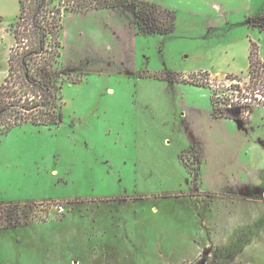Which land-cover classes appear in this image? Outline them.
Listing matches in <instances>:
<instances>
[{"label": "rangeland", "instance_id": "374dc122", "mask_svg": "<svg viewBox=\"0 0 264 264\" xmlns=\"http://www.w3.org/2000/svg\"><path fill=\"white\" fill-rule=\"evenodd\" d=\"M146 1L173 32L137 34L130 8L118 29L108 11L64 18L62 62L83 76L59 127L0 137V203L27 223L0 230V264H264V108L216 119L211 89L161 79L237 101L226 75L249 86L251 41L264 61V0ZM19 9L0 0V87Z\"/></svg>", "mask_w": 264, "mask_h": 264}, {"label": "trees", "instance_id": "16d2710c", "mask_svg": "<svg viewBox=\"0 0 264 264\" xmlns=\"http://www.w3.org/2000/svg\"><path fill=\"white\" fill-rule=\"evenodd\" d=\"M19 3L20 14L10 30L15 43L10 51L8 76L0 87V137L24 124L39 127L62 124L64 85L76 84L83 76L81 72L67 70L62 62L60 36L68 13L131 6L137 34L144 36L173 32L177 18L174 10L161 9L146 0H19ZM243 77L226 75L228 81L239 82L235 87L237 101H225L213 86L195 84L190 78L181 82L211 89L214 118L247 124L256 108H264V61L253 41L246 73L249 86L241 89ZM161 79L178 81L170 76ZM23 213L20 203H0V230L27 225Z\"/></svg>", "mask_w": 264, "mask_h": 264}, {"label": "crops", "instance_id": "0c3cea01", "mask_svg": "<svg viewBox=\"0 0 264 264\" xmlns=\"http://www.w3.org/2000/svg\"><path fill=\"white\" fill-rule=\"evenodd\" d=\"M18 3H19V0H18ZM19 8H20V3H19ZM127 8H130V9H133L134 10V8L133 7H131V6H128V7H120V8H107V9H101L102 11H108L109 13H113L114 15H115V19H116V21L114 22L115 24H116V27H117V29L118 28H120V26H122L123 25V23L121 22V21H118L119 20V17H118V12H120L121 10H124V9H127ZM101 10H93V11H90V12H96V11H101ZM19 13H18V16H19V14H20V9H19V11H18ZM72 14H76V13H68L65 17H68L69 15H72ZM80 14H82V13H80ZM134 15H135V11H134ZM134 20H135V18H134ZM136 21V20H135ZM135 24H136V22H135ZM14 42H15V40H14ZM120 46H121V43H120ZM115 51H118V49L116 48L115 49ZM62 54H63V52H62ZM249 54V53H248ZM95 61H97L96 59H95ZM98 63V62H97ZM164 73H166V72H164ZM166 74H170L171 75V73H166ZM172 75H174V74H172ZM185 79H187V78H183L182 80H185ZM167 81H170L171 83H172V85H177L178 86V84L179 85H181L183 82H179V81H171V80H167ZM186 85H190V84H186ZM191 86H193V85H191ZM195 87V86H194ZM235 182H239V179H235L234 180ZM240 183V182H239ZM245 185V184H244ZM244 185H241V183L239 184V186H240V188L237 190V193H235V192H232V191H225V192H223V193H228L229 195H239L240 193L242 194V191L243 190H245V189H242L243 188V186ZM250 191V196H253V197H258V196H260L261 194H260V185H259V190H254L253 191V189H250L249 190ZM264 191V190H263Z\"/></svg>", "mask_w": 264, "mask_h": 264}]
</instances>
